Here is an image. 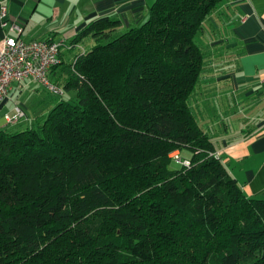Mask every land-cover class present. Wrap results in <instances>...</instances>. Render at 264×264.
<instances>
[{
	"label": "trees",
	"instance_id": "1",
	"mask_svg": "<svg viewBox=\"0 0 264 264\" xmlns=\"http://www.w3.org/2000/svg\"><path fill=\"white\" fill-rule=\"evenodd\" d=\"M223 1L156 0L138 27L80 33L93 46L51 77L61 100L0 130V264H264V199L193 107L209 67L196 36Z\"/></svg>",
	"mask_w": 264,
	"mask_h": 264
},
{
	"label": "crops",
	"instance_id": "2",
	"mask_svg": "<svg viewBox=\"0 0 264 264\" xmlns=\"http://www.w3.org/2000/svg\"><path fill=\"white\" fill-rule=\"evenodd\" d=\"M156 0H0V49L5 37L24 41L35 39L62 43L59 65L51 77L60 76L66 63L93 46V40L76 39L90 24L103 18L121 23L120 33L138 27L150 17ZM6 8L2 27L1 11ZM23 27L20 36L10 31V25ZM207 37V68L202 86V99L193 107L203 113V123L219 142L216 150L231 176L237 180L249 198L264 199V0H224L204 24ZM47 91L29 79L13 82L8 99L0 111V130L18 126L31 127L47 116L28 115L27 102ZM26 97L21 108L25 118L8 124L5 116L12 114ZM219 105L213 107L212 100ZM204 106V108H202ZM33 118V119H31Z\"/></svg>",
	"mask_w": 264,
	"mask_h": 264
},
{
	"label": "built area",
	"instance_id": "3",
	"mask_svg": "<svg viewBox=\"0 0 264 264\" xmlns=\"http://www.w3.org/2000/svg\"><path fill=\"white\" fill-rule=\"evenodd\" d=\"M7 16L6 8L1 11L2 27H7L4 20ZM10 31L20 36L23 27L17 23L10 25ZM62 43L46 40L24 41L20 38L5 37L0 49V111L2 104L8 99L13 82L33 80L40 84L49 93L63 97L64 90L52 82V70L60 61ZM8 124H17L25 118V113L17 107L12 114L5 116ZM219 155V154H218ZM176 159L180 161L179 155ZM188 164L187 162H184Z\"/></svg>",
	"mask_w": 264,
	"mask_h": 264
},
{
	"label": "rangeland",
	"instance_id": "4",
	"mask_svg": "<svg viewBox=\"0 0 264 264\" xmlns=\"http://www.w3.org/2000/svg\"><path fill=\"white\" fill-rule=\"evenodd\" d=\"M207 40H209L207 37H203L202 34H198L196 36V42L197 44H199L200 46H202L206 51H207ZM72 96H74L75 94H71ZM200 98L202 99V97L200 96ZM213 100H212V106H206V110H208V112H210L211 110V116H212V120H215V115L218 116L219 112H215L213 107L215 106H218L219 105V102L218 101H214L215 100V97H213ZM26 97H22V99L19 101V106H15V109L17 107H19L20 109L21 108V105H22V102L25 101ZM61 99L51 93H49L48 91H41V97L39 98H36V99H32V100H29L27 102V107H28V115L30 117H37V116H41L42 114H49V112L52 110V108L60 101ZM202 108H204V106H202ZM15 109H13V112L15 111ZM25 113V112H24ZM204 114L207 115V112H203ZM203 113L201 112L200 110V113L197 114V117L199 119V121L201 123H203V119H202V116H203ZM33 119V118H31ZM36 123V122H35ZM35 123H32V124H35ZM204 126H206L204 123H203ZM23 127L25 126H18V129H12L10 127H8V131L11 132V133H14V132H19V131H22V130H25ZM212 137H213V141L215 142V144L217 145L219 140L217 138V136L212 132ZM179 155L181 156L178 152H175L172 154V157L176 158V155ZM186 155V154H185ZM184 156V155H183ZM159 244V243H157Z\"/></svg>",
	"mask_w": 264,
	"mask_h": 264
}]
</instances>
